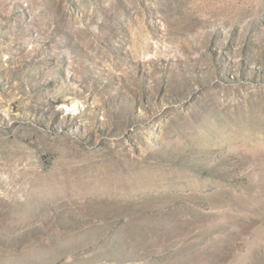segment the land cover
I'll use <instances>...</instances> for the list:
<instances>
[{
    "label": "rangeland",
    "instance_id": "obj_1",
    "mask_svg": "<svg viewBox=\"0 0 264 264\" xmlns=\"http://www.w3.org/2000/svg\"><path fill=\"white\" fill-rule=\"evenodd\" d=\"M0 264H264V0H0Z\"/></svg>",
    "mask_w": 264,
    "mask_h": 264
}]
</instances>
